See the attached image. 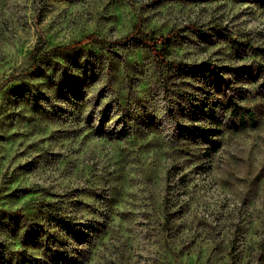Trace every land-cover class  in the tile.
<instances>
[{
    "label": "rangeland",
    "instance_id": "obj_1",
    "mask_svg": "<svg viewBox=\"0 0 264 264\" xmlns=\"http://www.w3.org/2000/svg\"><path fill=\"white\" fill-rule=\"evenodd\" d=\"M262 81L264 0H0V264H264Z\"/></svg>",
    "mask_w": 264,
    "mask_h": 264
},
{
    "label": "trees",
    "instance_id": "obj_2",
    "mask_svg": "<svg viewBox=\"0 0 264 264\" xmlns=\"http://www.w3.org/2000/svg\"><path fill=\"white\" fill-rule=\"evenodd\" d=\"M173 36H174L173 32H168L166 35H161L157 37L151 34L150 35L145 34L141 30L140 25H135L130 33L126 34L122 38L111 41V43L116 46H122L132 41L138 42L143 47H145L155 57L156 61L165 69L168 70L175 69L180 73H188V72L197 73L196 71H201V73L209 72L210 74H215L217 76V81L219 83H221L224 86L227 84V79L223 76V74H218V72L216 71L217 69L216 66H214L211 63H204L202 65L194 67L193 65L183 64L180 62L169 60L168 57L170 55V41ZM99 41L101 40L96 36L88 35L81 41L74 42L66 46H57L50 50L44 51L43 49L45 45V40L40 38L38 43L35 45V47L32 49V51L29 54L30 71L34 72L37 65L40 63V60L48 54H54V53L57 54L59 52H63L66 50L77 49L80 46H82L84 43H89V42L98 43ZM101 43H104V41H101ZM260 85H262L261 87L263 88L264 81H262ZM202 107L206 108V104L202 105ZM247 115L249 117L248 119L250 123H254L255 120L252 111L247 110ZM239 124L241 126L245 125V121L242 119V116H240Z\"/></svg>",
    "mask_w": 264,
    "mask_h": 264
}]
</instances>
